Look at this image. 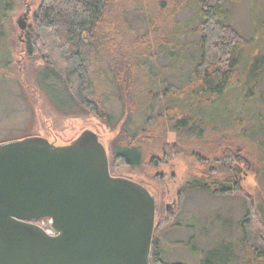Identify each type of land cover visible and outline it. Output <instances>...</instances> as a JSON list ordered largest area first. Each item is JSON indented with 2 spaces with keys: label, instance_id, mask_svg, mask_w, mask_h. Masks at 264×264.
I'll list each match as a JSON object with an SVG mask.
<instances>
[{
  "label": "rangeland",
  "instance_id": "1",
  "mask_svg": "<svg viewBox=\"0 0 264 264\" xmlns=\"http://www.w3.org/2000/svg\"><path fill=\"white\" fill-rule=\"evenodd\" d=\"M38 1L23 0L15 8L13 0H1L6 5L0 3V143L41 136L54 144H67L88 129L98 135L110 158L114 146L120 143L122 127L134 130L143 124V109L137 110L136 106L131 113L130 104L146 97L152 85L149 76L140 74L138 82L130 86L122 82L120 98L108 61L99 60L95 64L96 90L103 101L101 106L111 117L106 120L82 110L52 69L23 49L30 15ZM170 1L121 0L133 9L127 16L136 29L146 27L147 16H165L159 36L171 35L178 44L171 47L167 43L157 53L156 61L145 62L152 76L163 72L166 81L178 86L198 58L200 30L197 6L182 5L174 15H166ZM27 6V26L21 30L18 19ZM222 8L226 23L243 37L236 48L237 73L231 74L233 83L222 88L217 82L198 88L189 103L194 106L192 116L202 118L197 124L201 135L205 128H215L243 154L237 160L246 171L238 173L243 192L218 194L198 188L183 191L194 169L190 157L184 154L169 156L156 169L121 163L113 169L115 175L143 182L156 196L157 216L162 215V221L155 236L166 262L206 264L210 259L214 264H243L247 255L240 220L246 211V198L255 208H264V0H222ZM178 27L186 30L179 39ZM157 85L154 87L158 90ZM128 113L131 117L125 123ZM166 139L174 142L178 136L171 131ZM196 148L205 153L204 146ZM36 223L46 230L51 228L49 218Z\"/></svg>",
  "mask_w": 264,
  "mask_h": 264
},
{
  "label": "trees",
  "instance_id": "2",
  "mask_svg": "<svg viewBox=\"0 0 264 264\" xmlns=\"http://www.w3.org/2000/svg\"><path fill=\"white\" fill-rule=\"evenodd\" d=\"M22 1L11 0L16 5L14 8ZM0 3L6 5L1 0ZM170 3L171 6L167 5L164 11L166 15H174L176 9L187 4L198 9L199 55L178 86L166 81L161 76H165L163 72L152 76L151 67L145 62L146 59L156 61L157 53L167 43L171 47L178 44L171 35L159 36L165 16H147L146 27L136 29L127 16L133 9L121 0H39L30 15L23 49L28 56L42 59L44 67L52 69L76 105L106 120L111 115L100 103L102 99L95 85V64L99 60L108 61L119 96L122 82L130 83V86L138 82L140 74L149 76L152 85H149L146 97L130 104L131 113L135 109L133 107L143 109V124L134 130L125 127L120 130V143L114 146L110 157L112 173L118 163L130 167L147 165L156 169L157 164L178 153L190 157L194 167L182 187L183 191L198 188L218 194L243 192L232 167L235 159L240 161L243 154L228 144L223 132L218 133L215 128H205L201 135L197 124L202 118L200 115L192 116L194 106L189 103L198 88L205 89L215 82L219 88L233 83L230 77L237 73L236 48L243 37L226 23L222 0H171ZM178 29L179 39L186 30ZM156 85L158 90L154 87ZM161 107L164 109L160 111ZM131 113H128L125 123H128ZM171 131L176 132L177 141H167L166 136ZM184 136L188 138L182 140ZM199 146L205 147V153L196 150ZM155 174L160 176L157 170ZM247 198L246 211L240 220L247 255L243 264H258L264 262V208H255ZM161 216H157L155 235ZM155 235L150 263L182 264L164 260ZM206 264L214 263L208 259Z\"/></svg>",
  "mask_w": 264,
  "mask_h": 264
},
{
  "label": "water",
  "instance_id": "3",
  "mask_svg": "<svg viewBox=\"0 0 264 264\" xmlns=\"http://www.w3.org/2000/svg\"><path fill=\"white\" fill-rule=\"evenodd\" d=\"M42 218L53 233L36 223ZM155 225L156 197L111 173L95 132L67 144L41 136L0 143V264H151Z\"/></svg>",
  "mask_w": 264,
  "mask_h": 264
},
{
  "label": "flooded vegetation",
  "instance_id": "4",
  "mask_svg": "<svg viewBox=\"0 0 264 264\" xmlns=\"http://www.w3.org/2000/svg\"><path fill=\"white\" fill-rule=\"evenodd\" d=\"M240 151V150H239ZM240 154H241V152H239ZM234 164H238V167H237V169H239V172L234 168ZM232 167H233V169L235 170V172H236V174L237 175H239V174H241L242 172H246L245 170H244V168L241 166V164L240 163H238L237 162V160L235 159V161L233 162V164H232ZM239 173V174H238ZM156 197V196H155ZM156 204H157V200H156ZM168 206V205H167ZM156 213H157V205H156ZM42 219H44V218H42ZM42 219H40V220H42ZM37 221H39V220H36V222ZM156 223H157V219H156ZM155 228H156V226H155ZM51 229V228H50ZM49 229V230H50ZM48 230V229H47ZM154 235H155V232H154ZM154 239V238H153Z\"/></svg>",
  "mask_w": 264,
  "mask_h": 264
}]
</instances>
